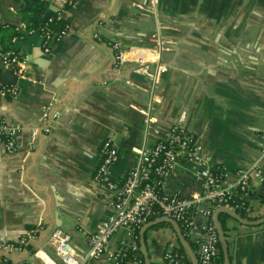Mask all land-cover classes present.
I'll return each instance as SVG.
<instances>
[{
	"label": "crops",
	"instance_id": "obj_1",
	"mask_svg": "<svg viewBox=\"0 0 264 264\" xmlns=\"http://www.w3.org/2000/svg\"><path fill=\"white\" fill-rule=\"evenodd\" d=\"M44 1L42 17H62L65 30L49 51L37 36L31 54L17 49L27 76L3 64L17 78L0 81L16 87L15 94L0 95V119L16 126V148L7 151L0 143V241L39 230L7 264H61L46 240L55 226L70 232L76 248L87 247V234L113 211V192L94 178L108 136L118 148L109 168L115 178L136 163L141 146L175 122L197 134L211 165L227 179L254 162L264 174V0ZM22 2L0 0V52L12 42L10 32L38 29L28 26ZM159 41L167 48L156 55ZM251 182L249 209L240 214L225 206L241 217L228 213L225 233L219 222L229 264H264V221H255L264 217L256 211L264 180ZM166 187L198 189L195 164L178 162ZM161 221L143 234L140 228L150 264H166V249L194 264L192 234L176 222L189 248L170 222ZM130 237L120 228L108 247ZM90 264L107 262L103 256Z\"/></svg>",
	"mask_w": 264,
	"mask_h": 264
},
{
	"label": "built area",
	"instance_id": "obj_2",
	"mask_svg": "<svg viewBox=\"0 0 264 264\" xmlns=\"http://www.w3.org/2000/svg\"><path fill=\"white\" fill-rule=\"evenodd\" d=\"M157 1L152 0V3L155 5ZM74 2L75 0H61L60 6ZM39 30L43 35L44 51H49L51 41L58 38L65 29H61L56 37L46 19ZM163 48L167 46L159 41L156 55ZM0 59L19 76H27L25 56L7 49L0 52ZM159 69L163 71L166 68L159 66ZM15 92V86L0 83L1 96L7 93L13 95ZM14 128L16 126L12 127L0 119V143L7 151L16 148ZM44 129L48 130L49 127L45 126ZM260 137L261 153L264 156V131ZM99 154L94 178L104 182L113 192V211L103 217L96 228L87 234L88 245L85 249L76 248L71 243L70 232L60 226H55L49 231L46 240L54 248L61 264H90L103 256L107 264H145L139 256L126 259L124 248H134L135 229L158 217H170L180 222L186 231L192 234L198 264H217L219 235L213 219L214 211L220 206H227L232 210H248L252 179L260 182L264 180L262 168L257 162L239 167L236 177L227 179L224 170H218L211 165L197 134L177 122L170 124L163 134L149 145L138 149L136 163L122 178L113 177L109 170L118 159V148L113 136L102 140ZM185 161L195 164L199 188L185 193L167 189L166 183L175 165ZM256 211L264 213V200ZM120 228H126L131 237L112 250L108 247L109 239ZM38 231V228L33 227L16 241H0V264H7L10 253L24 248ZM163 257L166 264H192L191 261L183 262L181 253L177 250L166 249Z\"/></svg>",
	"mask_w": 264,
	"mask_h": 264
},
{
	"label": "trees",
	"instance_id": "obj_3",
	"mask_svg": "<svg viewBox=\"0 0 264 264\" xmlns=\"http://www.w3.org/2000/svg\"><path fill=\"white\" fill-rule=\"evenodd\" d=\"M22 3H23L22 4L23 5L22 9L25 12L28 13L27 14V19H28V22H29L28 26L40 29L41 26L43 25V23H42V18H43L42 17V11H43V7L46 4L45 1L44 0H23ZM47 22H48V26H49L50 30H52L53 33H56V37H57V33L61 29H64V27H65V22L62 19V17H59V18L54 17V18H52L50 20L47 19ZM2 25H3V22H0V29H1ZM14 36H18V30L10 32L8 34V39H12V37H14ZM7 49H12L15 52L18 51L17 49H15L13 47H10L9 44H6L3 47V50H7ZM217 169L220 170L221 168L218 167ZM250 196H251V194H250ZM237 210H239L240 214L241 213L243 214V212H245L247 209L246 208H238ZM218 215H219L220 225H221V227H222V229L224 230V233H225L226 230H227V225L225 224L224 218L226 216H228V213L226 211L220 210ZM161 223H165V221L158 222L155 225L161 224ZM177 223L180 225V227L182 229V232H184V234H185V231H186L185 227L180 222H177ZM139 233H140V228L139 229H135L136 246L134 248L125 247L124 251L126 252V254H125L126 255V259H132V258H134L136 256H139L140 258H142V260L146 264L145 258H144V254H143V251H142V248H141L140 234ZM186 233H187V231H186ZM224 240H225L226 247H227L228 257L230 258L229 242H228L227 238H225V237H224ZM192 243L195 245L194 242L190 241L191 246H193ZM218 245H219V255H218V263L217 264H224V254H223V251H222V248H221L220 240L218 242Z\"/></svg>",
	"mask_w": 264,
	"mask_h": 264
},
{
	"label": "water",
	"instance_id": "obj_4",
	"mask_svg": "<svg viewBox=\"0 0 264 264\" xmlns=\"http://www.w3.org/2000/svg\"><path fill=\"white\" fill-rule=\"evenodd\" d=\"M49 15H53V13L45 12V14L43 15V18H42V23L48 18ZM18 35L20 36V38L15 41V38L17 36L12 37V42L9 45H10V47H13L15 49H20L21 51L26 52L27 54H31L32 46L30 45V43L31 42L33 43V41L36 40V36L40 37L43 40V35L40 34L39 29H34L32 32H29L27 29L22 28V29L18 30ZM37 44H38V42H37ZM0 67L2 69V71L0 73V81L2 83H5V82L12 83V82L16 81V78H17L16 74H14L11 69L4 68L2 61L0 62ZM220 210L226 211L227 213H229L230 215H232L238 219H241V217L237 213L226 208L225 206L218 207L215 211V214H214V222H215V225H216V228L218 231L219 240L221 243V248H222V251L224 254V264H229V258H228L226 243H225L224 236H223V233H222V230L220 228L219 221H218V212ZM160 220H166V221L170 222L176 228V230L178 232V236L181 238V240H183L184 243L186 244V246L189 247V244L187 243V241H185L184 237L182 236V233L177 228L176 221L170 217H158V218H155V219L148 221L142 227L141 234H143V231L146 228H148L149 226L159 222ZM255 221H257V222L264 221V217L259 219V220H255ZM255 221L247 220L246 222H254L255 223ZM140 242H141V248H142V251L144 254L145 262H146V264H150V260H149L147 250H146V247H145V244H144L142 237L140 238ZM194 264H198V260L196 259L195 255H194Z\"/></svg>",
	"mask_w": 264,
	"mask_h": 264
},
{
	"label": "rangeland",
	"instance_id": "obj_5",
	"mask_svg": "<svg viewBox=\"0 0 264 264\" xmlns=\"http://www.w3.org/2000/svg\"><path fill=\"white\" fill-rule=\"evenodd\" d=\"M29 230V229H28ZM28 230H26V232L28 231ZM14 251V250H13ZM11 254V253H10Z\"/></svg>",
	"mask_w": 264,
	"mask_h": 264
}]
</instances>
